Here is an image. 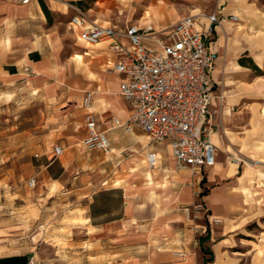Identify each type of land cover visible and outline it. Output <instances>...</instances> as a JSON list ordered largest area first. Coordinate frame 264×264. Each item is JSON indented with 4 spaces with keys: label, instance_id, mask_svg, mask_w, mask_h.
Segmentation results:
<instances>
[{
    "label": "rangeland",
    "instance_id": "rangeland-1",
    "mask_svg": "<svg viewBox=\"0 0 264 264\" xmlns=\"http://www.w3.org/2000/svg\"><path fill=\"white\" fill-rule=\"evenodd\" d=\"M44 2L59 10L50 14L52 24L48 21L61 35L55 63L36 76L24 69L15 76L0 75V222L10 245L28 252L32 264H196L200 238L209 228L202 227L207 215L195 217L185 210L200 201L197 183L173 165L169 154L157 167H142L147 152H139L134 142L111 155L83 148V119L74 116L81 96H74L69 84L75 77L72 56L83 52L69 25L75 13L69 4L90 21L122 25L139 24L157 0H133L130 6L114 0ZM174 2L181 16L199 20L225 7L219 0ZM8 4L19 2L0 0V18ZM61 8L71 13L64 15ZM254 15L263 20L264 0H249L237 23L224 22L243 25L252 34L255 25L264 29L263 21L252 22ZM85 63L88 83L100 62L86 57ZM116 79L112 75V85ZM57 145L65 148L60 160L67 166L60 182L40 169ZM146 171L154 174L148 177ZM32 178L35 187L29 185Z\"/></svg>",
    "mask_w": 264,
    "mask_h": 264
},
{
    "label": "crops",
    "instance_id": "crops-1",
    "mask_svg": "<svg viewBox=\"0 0 264 264\" xmlns=\"http://www.w3.org/2000/svg\"><path fill=\"white\" fill-rule=\"evenodd\" d=\"M71 1L82 5L87 0ZM114 1L123 6H130L133 2ZM247 2L249 0H219L220 6L225 5L222 11L225 17L243 15ZM8 5L0 18V75L8 72L15 76L21 69L29 72L28 76L30 73L39 75V71L55 63V56L59 53L61 35L55 25L48 24V21L52 24L50 14L59 10L57 6L53 8L47 3V16L39 0ZM175 6L174 0H157L156 8L148 10L139 24L127 22L120 25L112 21L101 23L100 19L95 22L106 26H153L160 31L189 16H181ZM61 9L64 15L71 13L68 8ZM253 17L251 21L254 24L264 22V16L262 21L256 20L255 15ZM71 18L69 25L77 45L83 51L72 56L75 77L69 81L74 96H81V109L74 115L83 119L84 137L80 145L85 148L83 141L89 136L86 117L91 113L96 119L97 130L105 132L112 143L109 152L94 151L111 155L134 142L139 152H147L143 153L146 159H143L142 167L152 169L148 162V154L152 149L159 154L155 167L167 154L174 165L168 143L153 146L141 130L128 133L115 125L116 119L125 122L131 113L129 104L119 95L121 76L111 71L117 57L107 43H85L80 38V29L71 24ZM198 21L200 27L209 24L208 17ZM261 37L264 38V29L260 25H255L251 34L243 25L234 27L225 23L223 27L217 28L211 41V48L217 55L212 72L215 97L211 105L213 119L206 128L215 146L216 165L204 170L201 177L192 176L188 172L199 187V202L204 203L208 209L204 220L206 224L202 227L205 232L209 228L207 234L200 238L201 247L196 264H264V42L260 41ZM86 57L100 62L96 76L90 78L88 83L84 82V72L90 70L85 63ZM242 58L247 62L251 59L259 72L241 65ZM112 75L117 77L115 85L111 83ZM89 92L94 97L91 107L85 108L83 101ZM65 111L69 112L70 108ZM75 124L80 127L79 121ZM57 146L63 148L64 154V146ZM57 146L52 150L51 161L45 167L40 166L41 171H46L54 182H60L67 172L66 163L60 160L63 154L55 155ZM145 173L148 177L154 174L152 171ZM190 215L195 216L193 212ZM98 230L100 232V228ZM5 231L4 223L0 222V264H31L28 252H19L18 248L11 246L12 239L6 237Z\"/></svg>",
    "mask_w": 264,
    "mask_h": 264
},
{
    "label": "built area",
    "instance_id": "built-area-1",
    "mask_svg": "<svg viewBox=\"0 0 264 264\" xmlns=\"http://www.w3.org/2000/svg\"><path fill=\"white\" fill-rule=\"evenodd\" d=\"M17 1L27 4L30 0ZM69 7L75 12L71 24L80 29V38L91 45L109 44L117 57L111 71L121 76L119 95L129 104L131 113L125 122L116 119L115 125L128 133L141 130L153 146L168 143L175 167L192 176L201 177L204 170L214 167L216 150L206 128L213 119L211 105L215 97L212 72L217 55L211 41L226 19L237 23L239 17L216 12L208 16L207 26L200 27L197 17L189 15L157 31L153 26L100 25L86 18L76 5ZM93 97L92 92L84 97L85 108L91 107ZM86 124L89 136L83 141L84 147L111 151V140L97 130L93 114L87 115ZM62 154L63 148L57 146L55 155ZM158 160V152L152 149L149 166L155 167ZM36 183V178L29 181L31 187ZM186 211L197 217L208 213L202 202Z\"/></svg>",
    "mask_w": 264,
    "mask_h": 264
},
{
    "label": "trees",
    "instance_id": "trees-1",
    "mask_svg": "<svg viewBox=\"0 0 264 264\" xmlns=\"http://www.w3.org/2000/svg\"><path fill=\"white\" fill-rule=\"evenodd\" d=\"M39 2H40V4H41L42 9H43V11L45 12V14H46L47 16H49V10H48V8H47V6H46L44 0H39ZM240 64H241V65L248 66V67H250V68L256 70L257 72H259L258 67L253 63V61H252L251 59H249L248 62H247L244 58H242V59H240ZM204 252H205V250H204Z\"/></svg>",
    "mask_w": 264,
    "mask_h": 264
},
{
    "label": "bare ground",
    "instance_id": "bare-ground-1",
    "mask_svg": "<svg viewBox=\"0 0 264 264\" xmlns=\"http://www.w3.org/2000/svg\"><path fill=\"white\" fill-rule=\"evenodd\" d=\"M194 16H195V15H194ZM201 17H202V18H204V19L206 18V16H204V15H202ZM224 24H225V22H224V23H222V25L220 26V28H221V27H223V26H224ZM217 222H218V221H217Z\"/></svg>",
    "mask_w": 264,
    "mask_h": 264
}]
</instances>
